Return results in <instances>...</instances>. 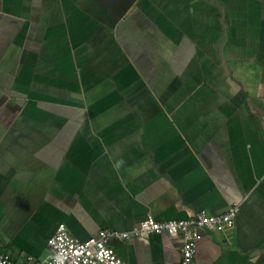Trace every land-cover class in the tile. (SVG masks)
<instances>
[{"label": "crops", "instance_id": "obj_1", "mask_svg": "<svg viewBox=\"0 0 264 264\" xmlns=\"http://www.w3.org/2000/svg\"><path fill=\"white\" fill-rule=\"evenodd\" d=\"M238 205L192 264H264V0H0V248L48 261L147 214ZM180 264V235L111 237Z\"/></svg>", "mask_w": 264, "mask_h": 264}, {"label": "built area", "instance_id": "obj_2", "mask_svg": "<svg viewBox=\"0 0 264 264\" xmlns=\"http://www.w3.org/2000/svg\"><path fill=\"white\" fill-rule=\"evenodd\" d=\"M237 211L238 205L233 204L227 211L218 215L199 211L187 218L157 220L151 214H147L130 230L115 231L104 228L84 240L71 236L65 224L59 223L47 240L52 252V257L48 261L33 262L32 257L27 256L25 262L16 263L0 248V264H129L117 255L109 244V239L136 237L147 241L151 234L180 235L182 238L180 264H192L197 253L198 241L202 237L201 230L213 232L231 230Z\"/></svg>", "mask_w": 264, "mask_h": 264}]
</instances>
